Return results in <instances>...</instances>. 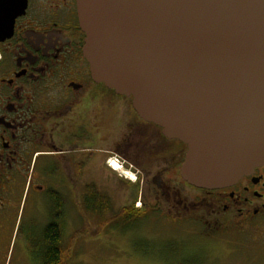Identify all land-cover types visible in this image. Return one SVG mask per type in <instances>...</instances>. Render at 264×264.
<instances>
[{
	"label": "flooded vegetation",
	"instance_id": "flooded-vegetation-1",
	"mask_svg": "<svg viewBox=\"0 0 264 264\" xmlns=\"http://www.w3.org/2000/svg\"><path fill=\"white\" fill-rule=\"evenodd\" d=\"M84 39L76 0H0V264L72 262L83 215L94 230L99 211L132 206L263 248L264 165L223 188L189 184L187 145L93 78Z\"/></svg>",
	"mask_w": 264,
	"mask_h": 264
},
{
	"label": "water",
	"instance_id": "water-1",
	"mask_svg": "<svg viewBox=\"0 0 264 264\" xmlns=\"http://www.w3.org/2000/svg\"><path fill=\"white\" fill-rule=\"evenodd\" d=\"M92 76L187 145L203 189L264 165V0H76Z\"/></svg>",
	"mask_w": 264,
	"mask_h": 264
},
{
	"label": "rangeland",
	"instance_id": "rangeland-1",
	"mask_svg": "<svg viewBox=\"0 0 264 264\" xmlns=\"http://www.w3.org/2000/svg\"><path fill=\"white\" fill-rule=\"evenodd\" d=\"M86 219L89 222L90 216L86 215ZM143 224V219L138 217L126 227H110L102 234L83 235L79 256L71 264H173L169 262V243L178 240L185 243L179 242L182 245L173 257L177 259L180 254L191 260L190 264H264V247H253V240L245 234L234 233L238 236L233 237V233L217 228L198 227L194 237L185 232L151 229ZM157 225L167 227L162 223Z\"/></svg>",
	"mask_w": 264,
	"mask_h": 264
},
{
	"label": "trees",
	"instance_id": "trees-1",
	"mask_svg": "<svg viewBox=\"0 0 264 264\" xmlns=\"http://www.w3.org/2000/svg\"><path fill=\"white\" fill-rule=\"evenodd\" d=\"M141 215L142 214L140 213V210H138V208L135 206H132L129 210L124 209V210L114 211V213L113 212L108 213L106 211H99V213H97V216H96L97 228L95 230L91 229L90 223L86 219V215H83V225H82V229L80 233V241L82 240L83 235L93 236V235L102 234L104 231H106V229L110 227L114 229L117 227H126L127 224L132 219L138 218V217L142 218L143 223L151 227V229H158V230H163V231L173 230V231L189 233L190 235L193 234V236H194L195 230H198L196 225H195V228H193L190 226H186L185 224L184 225L178 224L173 227L169 225L166 228H163L157 225L159 219H155L153 217H143ZM90 219H91V216H90ZM175 229H178V230H175ZM179 242H184V241H179V240L178 242L170 241L169 245H170L171 260L169 262H173V264H190L191 260L186 259L184 256H180V254L178 255L179 257L177 259L173 257L177 251L176 249H178V247L182 245ZM56 255L51 254V256H53L51 258L52 261L55 260ZM67 256L68 254H66V257ZM71 263L73 262H69L68 257H67L66 264H71Z\"/></svg>",
	"mask_w": 264,
	"mask_h": 264
},
{
	"label": "bare ground",
	"instance_id": "bare-ground-1",
	"mask_svg": "<svg viewBox=\"0 0 264 264\" xmlns=\"http://www.w3.org/2000/svg\"><path fill=\"white\" fill-rule=\"evenodd\" d=\"M28 226V225H27Z\"/></svg>",
	"mask_w": 264,
	"mask_h": 264
}]
</instances>
